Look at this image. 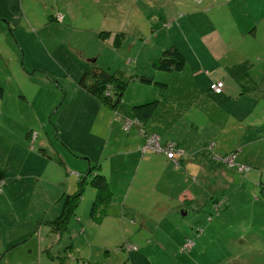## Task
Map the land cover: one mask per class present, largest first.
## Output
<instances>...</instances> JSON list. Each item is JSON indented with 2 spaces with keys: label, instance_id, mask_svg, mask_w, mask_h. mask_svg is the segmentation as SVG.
Here are the masks:
<instances>
[{
  "label": "rangeland",
  "instance_id": "1",
  "mask_svg": "<svg viewBox=\"0 0 264 264\" xmlns=\"http://www.w3.org/2000/svg\"><path fill=\"white\" fill-rule=\"evenodd\" d=\"M2 1L8 0H0V3ZM18 1L17 4V1L11 0L9 8L15 6L13 12H17L16 15L18 14L21 22L22 17L29 16L30 19L38 20L45 18L47 24L40 27V23H37L36 27L32 28L22 24L16 30L19 43L14 39L9 43L10 38L4 40L0 36V52L9 53L13 59L10 69L19 67L23 69L19 71L21 74H16L14 70L16 76L12 80L5 79L8 85L5 95L8 107L1 114L5 119L2 120L0 128L2 132L8 134L0 139V175L4 173L7 182L0 191V195L4 193L0 198V264H57V259L51 262L46 249L51 248L52 253L57 256L58 246L60 257H67L66 260L70 257V264H88L84 263L75 251L71 250L70 254L63 251L68 245L65 244L68 243L67 236L70 241V233L73 234L75 245L80 246L85 255H93L91 264H120L119 261L128 259V253L120 250L121 244L116 245V238L122 236L120 224L127 228L130 226L129 221L132 223L131 219L116 221V227L109 233L99 232L101 236L92 242L97 246L95 248L89 242L90 245L86 246L79 241L80 236L75 235L82 231L77 221V217L81 216L79 213L86 212L87 216L96 194L95 189L89 184H84L83 200L69 221V233L63 236L62 244L55 243V235L53 237L50 232L45 233L49 229L44 222L38 224L42 218L46 219L45 214L49 219L55 212V207H61L55 192L66 186L63 184L66 180L76 181L77 171L73 170L74 164L84 162L85 170L81 174L85 176L90 162H95L100 156H102L100 165L115 163L107 158L108 152L112 151V144L122 145L126 142L127 145H133L138 142L136 128L130 133L124 130L122 112L103 107L96 110V107L86 100L88 95L83 89L76 94L77 81L82 77L90 63L89 60H96L95 63L109 74H115L117 71L123 73L127 81L123 101L128 107L158 101L155 115L152 117L154 123L151 124L160 126L163 133L166 132L165 129L173 127L171 134L167 136L160 133L162 141L170 139L178 142L181 151H186L184 148L193 149L191 153H185L183 158L191 161L189 182L198 184L202 181L200 176L202 167L217 168L215 164H220L219 168L225 167L219 158L226 153L213 149L212 145L216 142L207 141L209 134L218 136V133L211 132V129H193L191 126L190 119L195 114L198 119L205 121L201 110L205 102L200 101L197 94L189 89L190 82L192 84L194 82L189 80L190 68L184 72L162 71L155 68L153 63L163 58L164 51L174 45L189 58V52L193 53V50L189 51V42L221 24L230 27L228 31L221 33L223 36L235 37L240 28L245 30L244 21H249L251 14L260 12L264 14V0H227V3L220 7L213 6L215 0H125L115 7L121 9L124 5L131 4L138 8L123 12V18L132 23V29L120 50L115 49L111 42L99 37L101 30H114L106 28V25L100 26L104 19L102 17L107 11H111L112 7L106 0H65L72 5L68 13L73 12L75 19L73 24L67 20H49L50 15L57 14V8L66 12L67 2L64 3V0ZM113 9L112 17L117 19L120 11ZM117 21H120V18ZM17 23L18 21H15V24ZM34 29L37 30L35 38L31 36ZM137 31L142 33L139 38ZM197 50L199 52L202 49L199 47ZM80 52L84 58L80 57ZM13 53L21 54L18 64ZM186 66L189 64L186 63ZM195 67L196 64H192V68ZM141 75L151 78L153 83H143L140 81ZM1 76L6 77L0 72ZM160 83L165 87L160 86ZM20 95L28 100L19 101ZM175 99L182 100L178 108H174L172 103ZM193 102L194 106L191 105ZM196 110L198 112H195ZM112 119L121 129L117 126L111 127ZM201 126L206 127L204 124H200L199 127ZM24 129L27 131L32 129L33 136L37 134V138L29 142L33 153L21 148L24 142ZM203 139L205 142H202ZM73 149L80 154H74ZM243 155L237 151V157L241 159ZM149 156L146 155L144 159L138 156V164L135 167L127 165L126 173L132 171V178L136 177L132 185L128 183L122 190L126 192L127 188H131L126 205L135 207L136 210L140 208L141 213L149 212L151 202L165 198L160 191L153 188L163 171L162 166L145 168L144 165L139 172L136 170L141 161L150 159ZM253 161L255 162L254 159ZM97 163L99 162H95ZM241 164L252 167L253 171L256 169L252 164ZM92 176L91 172L90 177ZM193 176L196 177V181L192 180ZM238 178L240 180L248 177L240 175ZM70 187L73 193L75 191L73 185ZM245 189H247L245 192L248 191L255 199L256 193L251 192L253 188L246 184L241 191ZM254 189L259 193L257 197L264 196L260 192L261 187ZM47 193H51V196ZM204 193L200 189L197 192L200 196H204ZM244 195L242 203L240 201L239 208L236 207L234 212L236 214H239L238 211L240 214L247 212L245 218L235 215L233 219V216L230 218L227 215L218 221L219 225L216 228L214 224L209 228L205 226L207 223L210 224L208 222L210 213L216 215L212 208H204L197 214L188 205L190 212L186 216L181 213L182 225L179 228L187 227L192 232L193 229L196 231L197 227H203V233H191L195 242L200 240L194 251L181 252L174 249L170 250L172 256H178L180 264H264V219L252 215V213L255 216L259 215L260 208L257 205L241 207L249 201V197L245 199ZM223 197L224 194H220L217 197L218 201H224ZM89 198L90 202L87 200ZM118 205L119 202L114 196L112 204L107 208V214L119 212ZM148 217L151 218V215ZM198 221H202L203 226L196 224ZM106 224H103L105 226L103 228H106ZM83 225L86 226L87 222ZM115 230L118 233L112 234L111 239L106 241L104 235ZM175 231H178V234L180 232L177 227ZM103 244L107 248L101 250L100 246Z\"/></svg>",
  "mask_w": 264,
  "mask_h": 264
},
{
  "label": "crops",
  "instance_id": "2",
  "mask_svg": "<svg viewBox=\"0 0 264 264\" xmlns=\"http://www.w3.org/2000/svg\"><path fill=\"white\" fill-rule=\"evenodd\" d=\"M12 1H17V4L19 3L18 0ZM123 1L125 0H106L108 5H112V7H110L111 11H107L102 17L104 19L100 23V26L103 27L106 25V28L114 29L111 30L112 33L121 31L128 36V33L132 29V23L129 22L127 18H123V12H128L130 9L138 7L126 4L121 9H117L115 5L120 4ZM66 2V12L62 11L60 8H57V12H62L64 15L63 21L67 20L70 24H73L75 21L73 12L71 14L68 13V11H71L72 5H70L68 1ZM66 2L64 0V3ZM10 3L11 0H8L7 2L2 1L0 3V24L2 26L0 29V36L4 40L10 38L11 41L9 43H12L13 39L18 43L20 42L16 30L17 28H20L22 24L27 28L36 27L37 23H40V27L47 24L45 18L38 20L36 18L30 19L29 16H25V18L22 17V21L24 22L25 20V22H21L18 14L16 15L17 12H13L15 6L14 8L12 6L9 8ZM226 3L227 0H215L213 6L220 7ZM112 9L120 11V15L117 14L116 16L117 19L120 18V21H117V19L112 17L114 14ZM1 19L6 21L2 22ZM15 21H18V23L15 24ZM106 23H111V25ZM244 25L245 30L240 28L237 33L238 35L236 34L235 37L233 35H230L229 37L223 36L221 33L228 31L227 29L230 27L221 24V26H217L216 29H211L207 33H202L200 34V37H196V40L189 42V51L193 50V53L189 52L190 56L188 58L187 54L182 51L185 55L186 63L189 64V66H185L182 72L188 67L190 68L191 76L189 80H194V82L193 84L190 82L189 89L197 94L200 101L205 102L202 108L200 107L205 121L198 119L195 114L194 117L190 119L192 128H200L201 130L211 129V132L214 131L218 133V136L209 134L207 137L208 142H216L212 145V147L214 146L213 149L224 153L231 152L233 149H236V151L239 150L244 155L241 159L237 157L236 160H240L237 162L252 164L256 166L255 171H253V169L248 178H241L239 180L238 177H240V174L237 172L236 167L226 166L221 160L223 165H225L224 168H219L220 164H215L217 168L213 169L203 168L201 166L200 176H202V181H199L198 184L185 182L187 179L182 172L185 169L188 170V172H191V161L184 160L183 156L187 152L191 153L193 149L184 148L186 151H181L179 143L177 142L178 149L183 152L181 157L182 168H176L171 162L165 161L163 157L154 156L153 154L149 156V160H143L141 162L139 160L140 163L139 166H137V172H139L144 165L145 168L162 166L163 171L158 176V181H155L156 185H154L153 188L155 187V190L160 191L165 197L161 200L151 202L152 207L149 209V212L146 211L141 213L139 210L140 208H137L136 210L135 207H129L126 205L130 197L131 188H127L126 192L122 190L124 186L127 187L128 183L132 185L135 181L136 176L132 178V171L126 173V169L128 168V164L134 167L138 164V156H140L138 146L143 143V138L138 137L137 141L139 143L137 142L133 145H127L126 142L122 145L117 143L114 145L112 144V151L108 152L107 158L109 157L110 162L115 163L107 166L102 164L101 172L106 175L108 185L113 191L116 201L119 202V204L121 203L122 206L118 205V208H120L119 212L108 213L100 224L88 222L87 228H83L81 232L75 234L84 237L83 240H85L86 246L89 242L94 248L97 247L94 245L95 243L93 244L92 242H95L96 237L101 236L99 235V232L104 231V233H109L111 229L116 227V221H122L124 219L129 221L131 219L132 223L129 221L130 226L127 228H123L119 223L120 234L122 236L121 238H116V245L125 242L132 245L136 243L140 245L138 252L129 253L128 257H130L131 260V263L129 264H180L178 256H172L170 250H178L184 239L191 236L192 232H190V229L187 227L179 228L182 225L181 213L184 214L183 216H186L190 212V209L187 208L188 205L192 207L195 212H198V208L202 209L207 204L211 205L213 200H217L210 198L224 194V212L221 214V219L226 218L227 215L230 218L233 216V219H235V215H240L242 216V219H244L247 212L240 214V211H238L239 214H236L234 209H236V207L239 208L240 201L242 203V196L245 194L244 198L247 199L249 197V201L244 203L241 207L244 205L248 206L249 204L251 206L257 205L260 208V213L256 216L253 213L252 215L259 219H264V199L257 197H255V199L252 198L248 191L245 192L247 189L241 191L247 184L248 187L253 188L251 192L257 194L254 187L259 188V182L261 180L264 181V175L262 174V171H264V14H262V12L251 14L249 21H244ZM30 30L31 29H29V31ZM84 30L87 29L84 28ZM107 31H109V29H107ZM36 32L37 30L34 29L33 33H30L31 36L35 38ZM136 33L138 38L142 36L141 31H137ZM199 47H201L202 50L198 52L197 48ZM13 55L18 64L21 54L16 55V53H13ZM80 57L84 58L81 52ZM188 59L189 62H187ZM12 60L13 59L9 56V53L0 52V72L6 75L5 78L2 76L0 77V86L4 89L3 94L0 96V124L2 120L5 119L1 114L8 107L6 106L5 99L8 85L5 83V79L12 80L16 74H21L19 71H23L20 67L11 70L12 68L10 66H12ZM192 64H196L194 69L192 68ZM14 70H16V74ZM219 81L224 83L225 88L223 93L215 94L210 90V85L213 82ZM75 86L76 94H78L81 89H79L77 85ZM21 99L24 101L28 100L26 97L20 95L19 101ZM86 100L88 103L94 105L96 110H100L103 107L89 96ZM172 103L174 104V108H178L181 106L182 100L175 99ZM191 105L194 106V102L191 103ZM104 108L107 109L106 107H103V109ZM195 112L198 111L196 110ZM154 115L155 110L153 116ZM124 119L125 115L123 114L121 120ZM151 123H154L152 118L147 123L144 132L155 133L161 138L162 136L160 133L167 136L172 132L173 127L171 129H165L166 132L163 133L160 126ZM117 124L118 123L112 119L111 127L117 126L118 129H121L120 125ZM200 124H204L206 127H199ZM209 124L211 126H209ZM134 131L137 130L134 129ZM23 132L24 142L21 148L23 147L26 152L30 151L33 153L29 145V139L27 140L26 137V134L31 133L32 129L28 131L27 129H24ZM6 134L8 133L2 132L0 128V139ZM138 135H140L139 132ZM101 140L102 139H100V142ZM202 142H205V140L203 139ZM208 145L209 144L207 143V146ZM72 151L74 154H80L75 149ZM105 154L106 153L104 152L103 156H105ZM100 155L101 152L99 150L98 156ZM101 161L102 156H100L95 162L101 163ZM83 167L84 162L81 164H74L73 170H76L77 173H81L85 170ZM73 177L74 176H72V178ZM71 181L74 182L75 179L66 180L63 184H66L67 186L68 183H72ZM131 185L129 186L131 187ZM66 186L64 185L62 190L55 192L57 198L66 191ZM117 189L121 190L118 191ZM199 189L205 192L204 196L197 194ZM261 190L264 194V186L261 187ZM3 195L4 193L0 195V198L3 197ZM48 195L51 196V193ZM56 197H53V199ZM90 199L91 198L87 200L90 202ZM59 210L58 207H55V212L51 218L55 217L59 213ZM149 215H151V218L148 217ZM86 221L87 220L84 222ZM104 223H107L106 228H103L105 227L103 226ZM92 224H94V226H92ZM175 227L180 231L179 234L178 231H175ZM103 229L107 230L105 231ZM48 232L49 230H46L45 233L48 234ZM116 233L118 232L115 230V232H112L111 234H106L104 235V239H106V241L108 239L110 240L112 234L116 235ZM100 247L101 250L107 248L104 244ZM77 249L80 250V248ZM195 249H193V251ZM85 256L90 260L89 262L92 261L93 255L89 254ZM119 262L122 264L121 261Z\"/></svg>",
  "mask_w": 264,
  "mask_h": 264
},
{
  "label": "trees",
  "instance_id": "3",
  "mask_svg": "<svg viewBox=\"0 0 264 264\" xmlns=\"http://www.w3.org/2000/svg\"><path fill=\"white\" fill-rule=\"evenodd\" d=\"M147 16H150L147 14ZM151 17V16H150ZM64 19V15L61 14L60 12H57V14L54 15H50L49 20L52 21H62ZM99 37H101L104 41L107 42H111L112 46L117 49L120 50L123 48L126 40H127V36L124 32H116V33H112L111 31H107V30H101L99 33ZM165 54V55H164ZM163 54V58L159 59L158 62L153 63L154 67L162 70V71H179L182 72L186 66V58L184 53L177 47L174 45V47H172L171 49H167L166 51H164ZM165 57V58H164ZM97 58V57H96ZM90 63L87 65L82 77L79 79V81H77V87L79 89H83L86 94L94 99L95 101H97L101 106L106 107L110 110H114L116 112H122L125 115V119L123 120V128L126 125L127 120L130 121H134L135 123H132L129 127L127 131L128 133H130V131L133 128H136L139 132V137L143 138V143L141 145L138 146V152L142 158H145L146 155H151L153 154L154 156H158V157H163L165 161L167 162H171L172 165L176 168H182V155L183 152H181L178 149L177 146V142L174 140H165L162 141V138L159 137V135L155 134V133H148L147 131H145L146 129V125L147 123L151 120V118L153 117L154 114V110L157 107V103L158 101H151V102H146V103H142V104H135L133 106L128 107L126 105V103L123 101V95H124V91L127 85V81L126 78L124 77L123 73L120 71H117L115 74H109L106 70L102 69L100 66H98L95 61L96 60H89ZM140 81H142L143 83H147V84H152L153 81L151 78L146 77L141 75L140 76ZM221 82V81H219ZM216 82H213L212 84H214ZM158 84V83H157ZM210 85V90L215 93V94H221L224 91V83L223 84V89L221 92L217 93L215 92ZM160 86L165 87V85H163L162 83H160ZM167 87V85H166ZM3 87L0 86V96L3 94ZM151 136H157L158 137V141H159V147L161 148V150L163 151H156L155 149H149L146 148V142L148 139H150ZM27 140L29 139L30 141H34L37 138V134L35 136L32 135L31 133H27L26 134ZM173 145V149H174V157L173 159L169 158L166 154V152L164 151L166 149V147ZM218 158V157H217ZM228 158H232L233 159V164L230 165L229 163L225 162V159ZM225 164L226 166L229 167H236L237 172L242 175V176H247L250 175L252 173L253 168L247 165H242L241 163H238L236 161L237 159V151H231L229 152V154H226L220 158ZM98 164V165H97ZM95 164V162H90L89 165V170L88 172L85 174V176H83L81 173H77L75 174L76 176V181L72 182V183H68L66 188V191L64 193H62L61 196H59V201L61 202V207L59 208V213L52 218L47 219L46 214H45V218H42L41 221L38 223H42L44 222L45 225L48 227L49 232L51 234H53L56 236L55 238V243H63V236L67 235V233H69V221L71 219V217L73 215H75V211L76 209L79 207L80 203L82 202V198H83V193H84V184H89L92 188L95 189V197L92 201V205L90 207L89 213L86 216V212L85 213H79L81 216L77 217L78 218V224L80 225V227L83 228H87L88 227V222H92V223H97L100 224L105 217L107 216V208L112 204L113 200H114V195H113V191L111 190V188L108 185L107 182V178L106 175L103 174L101 172V165L100 162ZM97 165V166H96ZM92 172V177H90ZM183 175L186 176L187 181L185 182H189L190 178V174L188 172V170H184ZM262 174L264 175V171H262ZM183 176V177H184ZM188 176V177H187ZM189 178V179H188ZM193 181H196V177H192ZM6 176L4 173H2L0 175V191L3 190V184L6 183ZM71 185H73L74 187V192L72 193L71 190ZM259 186L263 187L264 186V181L261 180L259 182ZM261 193L262 190H260ZM259 193L255 194L257 197ZM93 198V197H92ZM217 199L216 196H213L210 199ZM257 198H263L264 196L261 195V197H257ZM91 201V199H90ZM224 201H218L217 200H213L211 205H206L204 206V208H212V210H214V212L216 213L215 216H213L212 212L210 213V216L208 217V222L210 224H205V226L207 228H209L210 226H212L214 224L215 228L219 225V222L221 220V214L224 212ZM121 204V203H120ZM119 204V205H120ZM122 206V204H121ZM204 208L199 209L198 208V212H196L197 214L199 212H201ZM85 220H87V225L84 226L83 224L86 223L84 222ZM196 224L203 226V222L202 221H198ZM203 227H197L196 231L193 229L192 233L196 232V234L199 233H203ZM71 235V236H70ZM73 234H69L70 237V241L69 238L67 236V241L68 244L63 251L65 250V252H68V254H70L71 250L75 251L76 253H78L79 258H81L84 263L88 262V264H91L88 259L86 258L85 254L82 252V249L80 246H76L74 240L72 239ZM192 235V234H191ZM77 237H79L77 235ZM81 238V240H80ZM84 237H79V241L83 242L86 245L85 240H83ZM187 242H191V246H186ZM200 240L197 242H195V240L193 239L192 236L185 238L183 243L180 245V247L178 248L181 252H186V251H192L193 249L197 248V246L199 245ZM54 244V242H52ZM89 243H87L88 245ZM197 244V246H196ZM52 247V245H51ZM139 247L140 245L138 243L136 244H128L127 242L121 244L120 250L121 251H126V253L130 252H138L139 251ZM77 248H80V250H78ZM60 247L58 246V250L57 252V256H55L52 251L51 248L46 249V251L48 252V256L51 259V262L54 261L55 259H57V264H70L71 263V259H69L70 257H68V260H66L67 257H60ZM82 253V254H80ZM84 255V256H83ZM52 256V257H51ZM127 260L121 261L122 264L126 263H131L130 257H127ZM113 264V263H110Z\"/></svg>",
  "mask_w": 264,
  "mask_h": 264
},
{
  "label": "built area",
  "instance_id": "4",
  "mask_svg": "<svg viewBox=\"0 0 264 264\" xmlns=\"http://www.w3.org/2000/svg\"><path fill=\"white\" fill-rule=\"evenodd\" d=\"M211 88L215 92L219 93L223 89V84H222V82H216V83L212 84ZM132 123H135V122L133 120L132 121L127 120L126 125L124 126V129L128 130ZM146 148L155 149L156 151H163L159 147V141H158V137L157 136H151L150 139L147 140ZM164 151L166 152V154H167V156L169 158L173 159V157H174L173 145H170L169 147L167 146ZM225 162H227L230 165H232L233 164V159L232 158L225 159ZM191 244H192L191 242H187L186 246H191Z\"/></svg>",
  "mask_w": 264,
  "mask_h": 264
}]
</instances>
